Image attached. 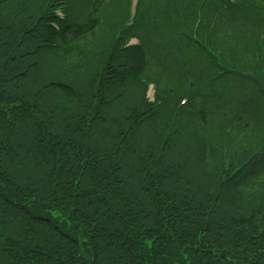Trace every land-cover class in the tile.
Returning a JSON list of instances; mask_svg holds the SVG:
<instances>
[{
  "label": "trees",
  "instance_id": "obj_1",
  "mask_svg": "<svg viewBox=\"0 0 264 264\" xmlns=\"http://www.w3.org/2000/svg\"><path fill=\"white\" fill-rule=\"evenodd\" d=\"M105 1L58 22V0H0V264H264V30L239 54L213 39L229 13L264 29V0L200 5L190 42L206 37L218 71L203 86L236 78L259 103L199 117L165 91L148 102ZM164 1L152 18L191 31L198 1Z\"/></svg>",
  "mask_w": 264,
  "mask_h": 264
},
{
  "label": "rangeland",
  "instance_id": "obj_2",
  "mask_svg": "<svg viewBox=\"0 0 264 264\" xmlns=\"http://www.w3.org/2000/svg\"><path fill=\"white\" fill-rule=\"evenodd\" d=\"M58 1L65 5L66 22H85L88 18V14L93 8L92 5L94 2V0ZM135 1L136 0H106L104 6L97 14L98 21L103 20L107 13L108 16H113L115 13L118 15L120 13L125 21L124 23H126L129 17L132 16ZM164 5V0H149V2L147 0H138V15L135 20V28H138V30H134L133 27L131 29L134 30L131 34L136 36L139 40L137 48L144 49L146 47L144 50L145 56L143 50H139V52L142 53V57L144 58L143 62L145 63L142 70L145 76L140 78V80L147 85L150 84L145 92V97L148 99V102H153L157 97L153 89L155 88L157 94H159L160 91L166 92L167 101L165 105L167 106L175 105L177 101L188 98V100H190V102H188L189 107L197 117H199V110L201 108H208L211 101L219 102L224 106H230L234 111L242 108L243 112L251 108L252 105L258 104L259 99L257 98H255L253 104H251V98L255 97L254 92L248 90L246 94H249L250 97L245 96L244 98V93L240 90L241 87L250 89L252 85H244L236 78H228L226 81H217L211 85H207L206 88L203 86L208 83L209 79L213 81L214 75L218 72H215L214 68L209 64L213 63L214 58L206 53L209 52L206 46V37H204L205 41H202L203 51L198 42H190L189 39L185 41L180 38V27L177 30L171 27L167 22H163L162 24L160 18H152L153 14L154 16L159 15ZM229 15L232 17V22L230 24L223 23V17L216 20L214 24L215 28H219L218 30H214L213 39L223 54H230L226 50H230L231 47L239 48L234 51L239 54L245 42L261 33L264 29L254 30L250 22L243 24L234 13H229ZM244 27L245 29H242ZM100 32H104L102 26L99 29V33ZM141 32L146 37V40L143 39ZM197 35L200 34H198L196 26H194L191 39L193 40ZM116 36L119 37V33ZM145 42H147V45ZM164 42L171 43L169 49L161 47V43ZM124 43L123 40L120 42V44ZM127 43V45H134L136 40L132 38L130 41H127ZM158 56H161V59L158 58ZM154 57H156L157 60H155ZM141 65H138L136 68L140 69ZM176 66H178L177 70H175ZM219 70L222 72L224 68L219 67ZM136 74L135 71V75ZM256 74L258 77L259 73ZM167 91H169V93ZM175 94H177L176 97ZM212 96H214L216 100L212 98ZM220 122L221 120L217 121L216 129ZM209 128H213V126L211 125ZM214 132L215 129L210 130L209 135H213Z\"/></svg>",
  "mask_w": 264,
  "mask_h": 264
}]
</instances>
